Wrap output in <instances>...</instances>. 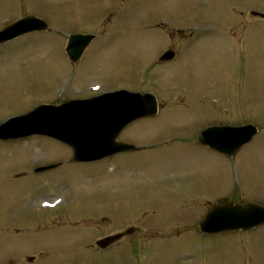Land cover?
I'll return each instance as SVG.
<instances>
[{"label":"rangeland","instance_id":"obj_1","mask_svg":"<svg viewBox=\"0 0 264 264\" xmlns=\"http://www.w3.org/2000/svg\"><path fill=\"white\" fill-rule=\"evenodd\" d=\"M253 10L264 0H0V29L27 14L51 28L0 45V123L101 88L161 99L158 116L120 137L146 149L108 160L72 162L46 136L0 141V264H264V226L193 228L210 201L264 206V21ZM80 32L98 36L72 64ZM164 48L178 55L160 65ZM211 122L260 131L228 158L195 142ZM129 226L139 229L107 254L82 242Z\"/></svg>","mask_w":264,"mask_h":264},{"label":"water","instance_id":"obj_2","mask_svg":"<svg viewBox=\"0 0 264 264\" xmlns=\"http://www.w3.org/2000/svg\"><path fill=\"white\" fill-rule=\"evenodd\" d=\"M47 29V23L34 16H28L0 32V43L24 33ZM92 36L76 35L68 46L73 59H78ZM167 52L162 61L174 57ZM158 112L157 99L152 94H136L125 91L106 94L86 101H75L61 106L43 105L33 112L16 117L0 126V139H18L31 135H48L74 148L75 161H95L119 152L134 149V146L118 143L116 138L131 122L142 117L154 116ZM252 125L241 128H212L201 135L215 134L220 137L213 147L234 155L257 134ZM203 139V138H202ZM50 167L39 169L47 170ZM264 224V207H247L233 204L217 206L209 213L201 228L207 233L229 230H248ZM128 229L99 242L101 247L119 241L132 232Z\"/></svg>","mask_w":264,"mask_h":264}]
</instances>
